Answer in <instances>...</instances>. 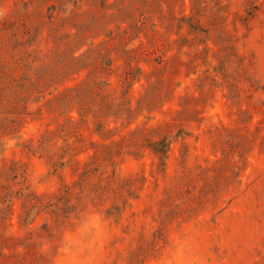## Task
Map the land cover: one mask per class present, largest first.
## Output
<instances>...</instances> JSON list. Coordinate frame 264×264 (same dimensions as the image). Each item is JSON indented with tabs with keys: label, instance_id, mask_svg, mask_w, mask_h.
Here are the masks:
<instances>
[{
	"label": "rangeland",
	"instance_id": "374dc122",
	"mask_svg": "<svg viewBox=\"0 0 264 264\" xmlns=\"http://www.w3.org/2000/svg\"><path fill=\"white\" fill-rule=\"evenodd\" d=\"M0 264H264V0H0Z\"/></svg>",
	"mask_w": 264,
	"mask_h": 264
},
{
	"label": "trees",
	"instance_id": "16d2710c",
	"mask_svg": "<svg viewBox=\"0 0 264 264\" xmlns=\"http://www.w3.org/2000/svg\"><path fill=\"white\" fill-rule=\"evenodd\" d=\"M159 143H160V142H154V143H152L151 146L153 147V150L155 151V153H160V154L162 153V154H165V153L167 152V151H166L167 149H163V150H162V149H159V148H158Z\"/></svg>",
	"mask_w": 264,
	"mask_h": 264
}]
</instances>
